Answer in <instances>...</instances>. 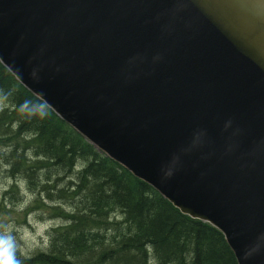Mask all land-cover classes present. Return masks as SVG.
<instances>
[{
	"label": "water",
	"instance_id": "obj_1",
	"mask_svg": "<svg viewBox=\"0 0 264 264\" xmlns=\"http://www.w3.org/2000/svg\"><path fill=\"white\" fill-rule=\"evenodd\" d=\"M0 61L264 264V0H0Z\"/></svg>",
	"mask_w": 264,
	"mask_h": 264
},
{
	"label": "trees",
	"instance_id": "obj_2",
	"mask_svg": "<svg viewBox=\"0 0 264 264\" xmlns=\"http://www.w3.org/2000/svg\"><path fill=\"white\" fill-rule=\"evenodd\" d=\"M0 91L12 108H0L6 158L17 161V168L26 164L23 179L32 191L47 187L54 198L61 192L71 198L67 205L76 211L60 215L63 221L49 231L53 247L78 237L76 227L88 220L87 241L72 250L85 256L102 254L101 264H238L221 231L184 215L154 187L97 149L1 62ZM118 221L120 234L110 241L94 237L99 235L96 229Z\"/></svg>",
	"mask_w": 264,
	"mask_h": 264
},
{
	"label": "bare ground",
	"instance_id": "obj_3",
	"mask_svg": "<svg viewBox=\"0 0 264 264\" xmlns=\"http://www.w3.org/2000/svg\"><path fill=\"white\" fill-rule=\"evenodd\" d=\"M1 95L2 93L0 91V108L4 109L8 107L6 110L9 109L10 111L12 109L11 104H8V102H4L1 98ZM3 146H4L3 141H1L0 142V186H3L1 188L4 189V196H3L4 199L14 200L17 198V193L15 190H19V191L20 189H22V191L27 190L28 192L32 194L33 198L25 206V209H26L25 215L28 213H32V211L37 210V208H40L43 211H48L49 204H47V202H52V201H56L55 203L57 205V209L59 210V213H58L59 215H57V217L62 218L61 216H63L65 218L69 215H75L76 211L73 210L71 206L69 208V206L67 205L69 204L71 198L67 197L64 194H61V192H58V194L54 198V196L51 195L52 192L50 193V189L47 187H40L39 192L37 193L32 191L29 188L25 179H23L24 177H23L22 172L25 171L26 164L20 165L22 167L17 168L16 167V165H18L17 161H12L6 158V154H5L6 151L4 148H2ZM31 168L35 170V167H31ZM2 181H7V182H2ZM39 182H41L40 179H39ZM35 184H37V182ZM54 186H55V182H53V187H52L53 189H54ZM119 204L120 206H122L121 203ZM70 205H73V203H71ZM25 215H24V221H26ZM184 215H187V214H184ZM12 220L14 219L12 218ZM87 221L88 220H86L83 225L76 227L75 230L77 234H79V236L77 235L78 237H72L71 239L66 240L63 244H56L54 247L52 246L53 243L51 242L49 235H48V241L45 240V242L46 241L47 242L45 245L43 244L44 245L43 248L39 247L35 249L34 251L29 252V254H23L22 251L20 250L21 246L17 244L16 245L17 247L16 258L20 261V264H69V263L75 264V262H77V264H101L102 262L98 260V258H99V255H102V254H98V252L102 251V249L104 248V246L107 245L108 241H110V238L112 236L120 234V232L118 231V228L120 227L122 222L118 221L115 224L108 223V224L103 225L101 228L96 229L95 231H99V235L94 236V237L105 240V241L108 239V241L105 243V245L101 249H99V251L97 252L98 255L85 256V255H81L80 251L72 250V248L75 247L81 240L87 241L88 239L87 232L89 230L88 228L85 229L86 224L88 223ZM1 224H4V223L0 222V229H1L0 234H2L3 232L2 231L3 225ZM55 226L57 225L55 224L53 227ZM222 234L224 235L223 232ZM69 244H70L69 247L64 246V245H69ZM234 254H235L237 263L240 264L237 254L235 252Z\"/></svg>",
	"mask_w": 264,
	"mask_h": 264
},
{
	"label": "rangeland",
	"instance_id": "obj_4",
	"mask_svg": "<svg viewBox=\"0 0 264 264\" xmlns=\"http://www.w3.org/2000/svg\"><path fill=\"white\" fill-rule=\"evenodd\" d=\"M1 187L3 186H0V222L4 223L1 224L3 225L2 234L6 229H10L16 245L21 246L20 250L23 254H29V252L39 247L43 248L48 241L49 231L55 224L63 221V219L57 217V205L54 202H47V204L55 207H53L52 212L37 208L32 213L25 215V206L33 198L32 194L27 190L22 191L20 189V191H16L18 193L16 199L6 200L3 198L4 189ZM24 215L26 221H24ZM45 240L47 241L45 242Z\"/></svg>",
	"mask_w": 264,
	"mask_h": 264
},
{
	"label": "clouds",
	"instance_id": "obj_5",
	"mask_svg": "<svg viewBox=\"0 0 264 264\" xmlns=\"http://www.w3.org/2000/svg\"><path fill=\"white\" fill-rule=\"evenodd\" d=\"M16 241L10 229L0 234V264H20L16 258Z\"/></svg>",
	"mask_w": 264,
	"mask_h": 264
}]
</instances>
